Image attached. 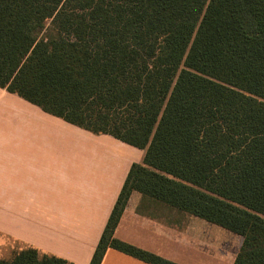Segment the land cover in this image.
<instances>
[{
	"label": "trees",
	"instance_id": "1",
	"mask_svg": "<svg viewBox=\"0 0 264 264\" xmlns=\"http://www.w3.org/2000/svg\"><path fill=\"white\" fill-rule=\"evenodd\" d=\"M0 87L145 149L90 264L115 248L133 191L243 236L264 264V0H0ZM0 264H75L29 246Z\"/></svg>",
	"mask_w": 264,
	"mask_h": 264
},
{
	"label": "crops",
	"instance_id": "2",
	"mask_svg": "<svg viewBox=\"0 0 264 264\" xmlns=\"http://www.w3.org/2000/svg\"><path fill=\"white\" fill-rule=\"evenodd\" d=\"M145 149L50 114L0 87V250L33 246L90 264ZM133 191L115 236L179 264H233L243 236ZM2 258V257H1ZM101 264H151L108 248Z\"/></svg>",
	"mask_w": 264,
	"mask_h": 264
},
{
	"label": "rangeland",
	"instance_id": "3",
	"mask_svg": "<svg viewBox=\"0 0 264 264\" xmlns=\"http://www.w3.org/2000/svg\"><path fill=\"white\" fill-rule=\"evenodd\" d=\"M227 231H229V230H227ZM229 233H231V232L229 231ZM10 254H11V250L9 248H5V247L1 248L0 256L2 258H7V256H10Z\"/></svg>",
	"mask_w": 264,
	"mask_h": 264
}]
</instances>
